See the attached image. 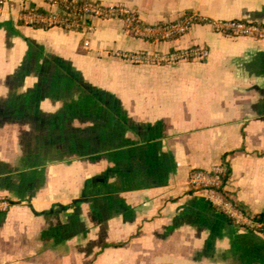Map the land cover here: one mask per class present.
I'll list each match as a JSON object with an SVG mask.
<instances>
[{
    "label": "crops",
    "instance_id": "0c3cea01",
    "mask_svg": "<svg viewBox=\"0 0 264 264\" xmlns=\"http://www.w3.org/2000/svg\"><path fill=\"white\" fill-rule=\"evenodd\" d=\"M147 24L194 11L264 23V0H94ZM0 12V264H264V234L232 223L189 187L222 162L225 189L264 215V38L196 24L143 39L120 19L91 28ZM199 46L204 60L133 62L129 52Z\"/></svg>",
    "mask_w": 264,
    "mask_h": 264
},
{
    "label": "built area",
    "instance_id": "2783aa9c",
    "mask_svg": "<svg viewBox=\"0 0 264 264\" xmlns=\"http://www.w3.org/2000/svg\"><path fill=\"white\" fill-rule=\"evenodd\" d=\"M48 9H26L20 12L18 20L35 27H59L64 30H85L91 28L94 18L120 19L126 31L143 39H170L189 31L196 24L211 27L217 33L230 36L264 38V23L233 19H209L194 11L182 13L178 18L154 24L144 23L138 14L121 4H104L94 0H44ZM5 0H0V12ZM133 62L163 63L174 65L188 60H204L208 50L199 46L173 49L167 52H129L121 54ZM226 165L216 163L207 169H192L189 173L190 188L203 194L207 202L223 213L232 223L242 228L264 234V220H258L251 213L237 207L223 190V176ZM12 205V199L0 194V214Z\"/></svg>",
    "mask_w": 264,
    "mask_h": 264
},
{
    "label": "trees",
    "instance_id": "16d2710c",
    "mask_svg": "<svg viewBox=\"0 0 264 264\" xmlns=\"http://www.w3.org/2000/svg\"><path fill=\"white\" fill-rule=\"evenodd\" d=\"M225 164V163H224ZM226 165V164H225ZM228 167H227V165H226V172H225V174H224V176H223V182H222V185H223V188H224V190H223V192L226 194V195H230L231 196V200H232V202L237 206V207H239V208H241L242 210H244V211H246L237 201H235L234 200V198L232 197V195H231V193L230 192H228L226 189H225V184H226V181H227V177H228ZM247 212V211H246ZM247 213H249V212H247ZM249 214H251V213H249ZM254 215V217L256 218V219H258V220H264V215L263 214H259V213H257V214H253Z\"/></svg>",
    "mask_w": 264,
    "mask_h": 264
}]
</instances>
